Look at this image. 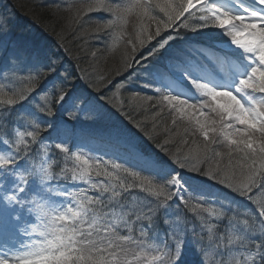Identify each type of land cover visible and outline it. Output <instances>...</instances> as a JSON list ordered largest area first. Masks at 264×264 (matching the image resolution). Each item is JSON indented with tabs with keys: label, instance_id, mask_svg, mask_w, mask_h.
<instances>
[{
	"label": "snow or ice",
	"instance_id": "1",
	"mask_svg": "<svg viewBox=\"0 0 264 264\" xmlns=\"http://www.w3.org/2000/svg\"><path fill=\"white\" fill-rule=\"evenodd\" d=\"M100 9L121 67L70 88L0 14V264H264V0Z\"/></svg>",
	"mask_w": 264,
	"mask_h": 264
},
{
	"label": "trees",
	"instance_id": "2",
	"mask_svg": "<svg viewBox=\"0 0 264 264\" xmlns=\"http://www.w3.org/2000/svg\"><path fill=\"white\" fill-rule=\"evenodd\" d=\"M86 2L87 0H11V3L8 4L9 8L11 7L10 11L8 12L6 7L0 6V12L7 13H5L8 20L7 27L13 26L11 28L12 39L16 38L17 33L27 36V33L31 34L32 32L33 26L29 27L28 22L18 13L38 23L43 31L51 35L53 41L61 43L67 54L65 56L62 49H59L58 54L53 55V59L60 58L62 63L67 62L69 64V67L63 64V67L66 68L62 67L61 72L67 70L68 73L72 74L70 76L72 83L79 84L83 80L86 84L87 81L85 79L77 81V77H84L85 75L82 69H86L89 74H92L93 68H97L107 74L109 71L121 67L123 52V48L119 43L112 47L111 41H109L110 50L106 51L104 42L94 39L91 31H89L87 38H84L85 30H90L97 22L102 23L110 18L109 13L100 9L91 13H82L80 20H74L73 18L76 16L75 6L83 5ZM11 18H16L17 20H12ZM130 21H132V18H130ZM81 22H84L83 27H81ZM24 30L26 33L22 32ZM37 31L39 32L40 30ZM27 39L29 43H32L29 36H27ZM92 52H96L95 57L91 55ZM115 78L119 79V77ZM124 95L127 96L129 94L124 93ZM129 126L131 127V125ZM191 174L197 175L196 173ZM223 194L227 197L223 202L228 207L231 206L235 211L243 213L241 209H238L240 203L234 206L233 204H228V201H232L236 197L229 195L227 192H222V196ZM242 204L245 205V209H249L246 202H242Z\"/></svg>",
	"mask_w": 264,
	"mask_h": 264
},
{
	"label": "rangeland",
	"instance_id": "3",
	"mask_svg": "<svg viewBox=\"0 0 264 264\" xmlns=\"http://www.w3.org/2000/svg\"><path fill=\"white\" fill-rule=\"evenodd\" d=\"M0 5H2V6H6V2H5V0H0ZM12 20H16V19H13V18H11ZM130 19V18H129ZM11 28H13V26L12 27H10L9 29H10V34H9V36H8V38L7 39H11V40H14V41H23V42H27V43H29L28 42V39H27V36H29V39L32 41V43H29V44H38L39 46H41V47H43L48 53H49V55H55V54H58V51H59V46H58V44H56V42L55 41H53L51 38H49L50 36H48V35H45V34H42V33H39V32H37V30H36V28H33L32 27V32H31V34L30 33H27L26 35L27 36H22L20 33L19 34H17V36H16V38L15 39H12V33H11ZM29 31V30H28ZM22 32H25V30L24 31H22ZM26 33V32H25ZM61 44V43H60ZM56 60V62H57V64L59 65V64H64V66H65V64L67 65L66 67H69V64L67 63V62H63L62 63V61H61V59L59 58V59H55ZM66 67H63V68H66ZM70 71H71V69H70ZM62 72H64V71H62ZM83 81V80H82ZM79 83H81V82H79ZM70 84H72V78H70L69 79V83H68V85H70ZM112 119L115 121V120H117V117H115V116H113L112 117ZM130 127V126H129ZM55 161H53V163H54ZM70 166V165H69ZM193 183H196V181H193ZM193 203H194V201H193ZM243 205H241L240 206V208L243 210ZM245 211V210H244ZM243 211V212H244Z\"/></svg>",
	"mask_w": 264,
	"mask_h": 264
}]
</instances>
